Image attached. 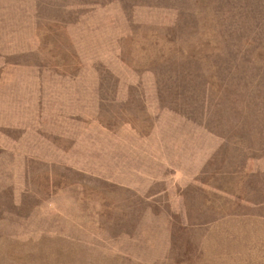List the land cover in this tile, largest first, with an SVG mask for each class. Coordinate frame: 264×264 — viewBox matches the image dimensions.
<instances>
[{"label": "rangeland", "instance_id": "obj_1", "mask_svg": "<svg viewBox=\"0 0 264 264\" xmlns=\"http://www.w3.org/2000/svg\"><path fill=\"white\" fill-rule=\"evenodd\" d=\"M0 264H264V0H0Z\"/></svg>", "mask_w": 264, "mask_h": 264}]
</instances>
